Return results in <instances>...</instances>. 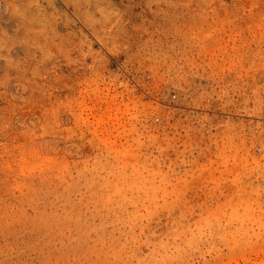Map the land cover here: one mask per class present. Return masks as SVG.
Returning a JSON list of instances; mask_svg holds the SVG:
<instances>
[{
	"label": "rangeland",
	"instance_id": "obj_1",
	"mask_svg": "<svg viewBox=\"0 0 264 264\" xmlns=\"http://www.w3.org/2000/svg\"><path fill=\"white\" fill-rule=\"evenodd\" d=\"M0 264H264V0H0Z\"/></svg>",
	"mask_w": 264,
	"mask_h": 264
}]
</instances>
